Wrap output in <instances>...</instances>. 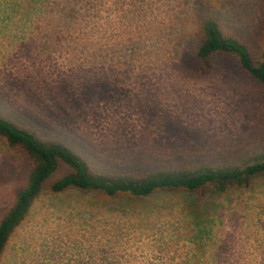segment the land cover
Segmentation results:
<instances>
[{
    "label": "rangeland",
    "instance_id": "374dc122",
    "mask_svg": "<svg viewBox=\"0 0 264 264\" xmlns=\"http://www.w3.org/2000/svg\"><path fill=\"white\" fill-rule=\"evenodd\" d=\"M206 16L260 60L264 0H0V114L99 173L264 150V87L197 57ZM9 161L0 145V218ZM195 199L44 190L2 264H264V179Z\"/></svg>",
    "mask_w": 264,
    "mask_h": 264
},
{
    "label": "trees",
    "instance_id": "16d2710c",
    "mask_svg": "<svg viewBox=\"0 0 264 264\" xmlns=\"http://www.w3.org/2000/svg\"><path fill=\"white\" fill-rule=\"evenodd\" d=\"M262 24V50L260 60L255 62L249 43L227 33L218 17H203L197 57L206 61L219 54L233 56L249 76L264 87V16ZM0 145L10 158L3 179L10 183L12 190V202L0 218V264L10 239L44 190L53 194L77 190L107 198L129 196L132 199L171 191L195 196L197 201L198 197L220 198L230 192L248 190L256 180L264 179V150L145 172H94L86 159L59 139L43 138L1 114ZM192 201L196 203L191 199V206Z\"/></svg>",
    "mask_w": 264,
    "mask_h": 264
}]
</instances>
